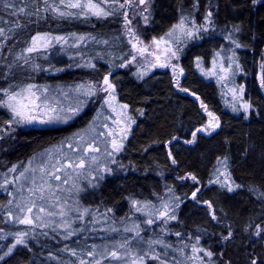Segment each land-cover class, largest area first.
<instances>
[{
	"label": "trees",
	"instance_id": "16d2710c",
	"mask_svg": "<svg viewBox=\"0 0 264 264\" xmlns=\"http://www.w3.org/2000/svg\"><path fill=\"white\" fill-rule=\"evenodd\" d=\"M18 1L21 6L14 5L23 8L24 14L9 16L0 0V28L4 29L0 41H6L0 55V88L11 85L17 90L36 84L50 90L77 89L89 83L97 91L102 78L108 76L115 96L127 105L132 125L121 142L122 150L108 157L95 182L79 181L67 196L72 200L69 226L58 231L38 223L35 234L25 237L26 246L17 245L5 255L20 228L17 218L8 215L9 194L2 189L1 170L14 166L15 175L36 152L70 139L93 109L88 103L72 121L60 125L24 126L9 124L12 113L0 107V264H73L78 256H86L89 245L96 246L98 254L114 248V241L126 245L122 250L131 251L140 264H252L254 260L264 264V231L257 235L264 229V88L260 86L264 78V0L255 4L252 0H151L143 30L146 41L169 38L166 34L181 16L189 26L192 21L200 26L212 12L208 31L198 34L201 38L179 37L184 41L178 57L183 73L178 72L177 80L168 70L140 75L119 68L132 52L121 32L118 4L109 5L112 10L102 5L114 13L107 17L65 18L52 8L80 10L67 9L60 0H47V4L45 0ZM45 33L64 37L65 42L53 40L47 49L25 53L28 40ZM171 42L178 45L175 39ZM216 58L225 69L231 65L230 70L220 69V76L209 78L201 75L198 64L209 69ZM241 86L245 102L251 105L247 112L225 97L227 87ZM209 113L219 127L197 132ZM194 132L195 141L187 143ZM8 135L15 140L10 142ZM224 182L234 191L222 187ZM164 196L171 197L170 216L175 214L176 219H156L146 208L139 216L133 212V201L149 203L150 210ZM82 212L106 215L115 229L126 222L131 231H87ZM130 214L133 219L128 218ZM147 218L153 223L148 224ZM70 232L74 234L68 236ZM229 233L230 239H223ZM193 246L204 251L194 253ZM208 251L211 257L205 255Z\"/></svg>",
	"mask_w": 264,
	"mask_h": 264
},
{
	"label": "rangeland",
	"instance_id": "374dc122",
	"mask_svg": "<svg viewBox=\"0 0 264 264\" xmlns=\"http://www.w3.org/2000/svg\"><path fill=\"white\" fill-rule=\"evenodd\" d=\"M4 2L6 3L8 0H4ZM11 2L17 7H20L22 4L18 0H11ZM123 2L124 0L122 3ZM104 5L110 8L109 5L113 4L108 3ZM147 6L148 5H141L137 7L136 5H133L129 7L126 5L125 8H120L117 10L121 11V32L123 33L125 41L129 44L132 52L129 58L121 63L125 66H119V68L125 71H132L140 75L148 73L152 70H168L173 78L177 80L179 74V48L184 44V41L177 43L178 45H175L171 42L173 38H167L170 40V43L167 45L161 44L159 49H157L156 46L152 44V41L153 39L159 40L160 38H152L146 41L143 38V30L148 22L145 23L139 13L142 12L143 8ZM125 11L128 13V19L132 21L130 26L126 25L124 18ZM4 13L11 16V10H8V8L5 9ZM144 15L148 16V12H145ZM128 27H131L135 34L139 37V40L142 41V44H138L137 46L148 48V52L145 53L144 56H141L135 49H133L132 43L129 42L132 40V36L128 32ZM176 35H178V33ZM32 37L28 40L26 49L31 46ZM115 41L119 43L117 37L115 38ZM60 42L64 43L65 40ZM54 43L55 41L52 40L50 46ZM5 45L6 41L1 40L0 55H3L2 52ZM166 47H169L172 49V51L177 52V55L172 57L171 53L165 54L163 49ZM47 48L40 47L37 51ZM26 49L25 53H28ZM149 53L154 54L150 55ZM157 55L160 56L159 61H157L155 58ZM133 56L136 57L135 60L132 59ZM129 61H131V63H129ZM160 63H168L169 66L159 67L158 65ZM171 65H177L178 67L174 71ZM220 69L221 65L218 58L212 61L209 69H205L200 64H198V70L200 74L206 78H209L212 75L220 76ZM223 75L224 74H222L221 77H223ZM103 78L99 83L96 94L89 96H84L82 94L83 90L77 91V89L70 87H58L57 89L55 88L50 90L45 85L33 84L39 88L37 95L41 96L42 98L43 96H47L50 103L54 107H62L65 109V112L60 113L61 115L72 116V113L68 112L67 109L75 108L78 106V104L81 109L77 114L79 115L80 112L84 110L86 104L88 105V103L92 104L90 106V110L93 109V112L90 113L89 118L83 124L82 128L70 139L56 145H51L36 152L27 160L26 164L21 168V170L15 173V175L12 174L14 166L1 170V176H3L1 184L3 186L2 189L7 194H9V200L6 204L9 217H19L20 219L27 217L32 220L31 224H23L19 223L16 219L18 228H20L18 233H27L26 237L32 236L37 230L35 226L36 224L38 225V223H43L44 225L50 226L52 229H56L58 231H64V229L69 226L67 220H69L68 215L71 213L72 209V207L69 206V203L72 200L68 201L67 196H70L72 190L78 186L77 183L79 181H85L84 183H86V185L95 182L99 176L98 173L100 170H103L99 168H101L102 165L109 160L108 157L111 158L116 152L113 151L112 141L116 140L117 143H121L124 137L128 134L132 125V121L128 115L127 108L122 107L124 104L115 96L114 91L109 94V92L101 90L106 87L103 84ZM232 89L237 90L235 97L231 91ZM12 90L16 91L14 89ZM35 90L36 89H34V91ZM238 90L239 88L227 87L225 89V97L227 98V101L229 100V102H234L236 104L239 103L243 107V105L246 103L244 91L241 94ZM112 97H114V99ZM0 98H4L3 93H0ZM106 100L109 101V103H105ZM77 115L72 116L68 122L72 121ZM41 118L47 119V116L45 115ZM210 121H212V123H218L216 118L213 120V116H209V114H207V121L202 128L206 130L203 132L212 131L211 128H208ZM60 124L64 123L55 122L41 124L34 122L30 125L53 126ZM30 125L24 124V126ZM109 133H111V135ZM8 138L10 139V142L15 140V138H11L10 135H8ZM89 145H91V148H89ZM92 149L96 150L93 151ZM109 153H111V155H109ZM81 160L84 161L83 166H81ZM94 168L98 169V171H94ZM21 173H23V175H21ZM57 177L59 178L57 179ZM170 200V196H164V198H162L158 203L153 204V207L150 210L148 207L150 205L149 203H140L139 201H135L137 203L134 204L133 201V212L139 216L140 214L137 213L142 212L144 208H146L147 211H153L152 213H155L154 216L156 219H160L162 218L160 213L165 211L164 205L167 204V211L168 215L170 216ZM29 208H31V212L28 211ZM137 208H140L141 211H137ZM41 209H43V211H41ZM80 215H83L81 222L87 231L95 232L96 230L105 229L107 231H116L122 234H128L130 232L126 231V229H128L125 225L126 222H122V226H120L118 229H115V226L112 224L109 225L105 219L106 215H103L102 213L97 212L93 215H86L82 212ZM128 218L133 219L134 215L130 214ZM123 220L124 219L121 221ZM148 220L149 219L147 218L146 222ZM94 247L96 246L89 245L86 253H84L86 256H78L77 262L72 263L80 264V261L83 260L85 261V264H95V261L99 260L100 264H132L133 260L137 261L136 257L131 251L126 252L125 250H122L123 247H121V244L117 243L116 241H114V248H111L108 251L103 249L99 251L98 254L95 251V255H89V253L93 251ZM112 251L117 252L120 258L113 259L110 255ZM63 264H66V262L64 261ZM137 264H140V262L137 261Z\"/></svg>",
	"mask_w": 264,
	"mask_h": 264
},
{
	"label": "snow or ice",
	"instance_id": "6c2138e0",
	"mask_svg": "<svg viewBox=\"0 0 264 264\" xmlns=\"http://www.w3.org/2000/svg\"><path fill=\"white\" fill-rule=\"evenodd\" d=\"M252 2L255 4L258 2V0H252ZM108 3H112V4H118L119 8L123 9L125 8L126 5H128L129 7L136 5L137 7L141 6V5H150L151 0H124L123 3H120L119 0H60V4L64 5L67 9H79V13H74L71 11H62L60 10V8L57 7H53L52 11L58 13V15L60 17H73V16H77V15H83L85 17H87L89 14H91L92 16H95L97 18H102V17H107L109 15H112V12L106 11L104 7H102L103 4H108ZM45 4H47V0H45ZM4 6L6 8H11V15H19V14H24V9L23 8H17L15 7V5L11 2V0H8V2H6L4 4ZM194 7H196V5H194ZM47 10V9H46ZM149 8L148 7H144L143 11L139 13V15L142 16L143 20L145 23L148 22L149 17L147 15H144L145 12H148ZM212 12L209 11L206 16L204 17L205 20V24L204 25H200L197 26L195 24V21L191 22V26H189L188 22H187V18L181 16L179 22L175 25H173L172 29L166 34L167 37L169 38H173L177 41V43H179V37H183L186 38L187 40H193V39H199L201 38L198 34L200 32H207L208 28L206 27V24H211L212 20ZM124 18H125V22L126 25H131L132 21L128 19V13L125 11L124 12ZM238 30V29H237ZM128 32L129 34L132 36V40H130L129 42L132 43V47L133 49H135L141 56H144L145 53L148 52V48L147 47H138V44H142V41L139 40V37L135 34L134 30L131 27H128ZM179 34L178 36L176 34ZM4 35V29L0 28V36ZM83 39V38H81ZM227 39L231 40L232 37L231 35H229L227 37ZM55 40L56 42H60L62 40H64V37H50L49 34L45 33V34H37L35 36L32 37V42H31V46L28 47L26 49V51L28 53H32L38 50V48L40 47H44L47 48L50 46L51 41ZM237 48L241 47L240 44L236 43V41H232ZM170 43L169 39H165V37H161L159 40L153 39L152 44H154L156 46L157 49L160 48L161 44L167 45ZM163 52L165 54L167 53H171L172 57H175L177 55V52L172 51L171 48L166 47L163 49ZM150 55L154 54V53H149ZM217 55H219V53H217ZM156 60L159 61L160 60V56L157 55ZM133 60L136 59L135 56L132 57ZM230 60H232V58H229ZM25 63H27V59H25ZM129 63H131V61H129ZM233 63H235V61L233 60ZM80 66H88V67H95V65H80ZM121 67H124V64L120 65ZM156 66V65H154ZM159 67H168L169 64L168 63H160L158 65ZM237 68H239V64L236 65ZM171 67L173 68V70L175 71L176 68L178 67L177 65H171ZM262 67H264V65H262ZM231 68V65H229L228 69L223 68V66H221V70L222 71H229ZM179 72L182 74L183 73V69H179ZM111 73H109L110 75ZM178 83V81H177ZM103 84L106 86L103 89H101L102 91L105 92H109V94H111L112 91H114V85L109 81V77L105 76L103 78ZM260 86L261 88H264V78H261L260 80ZM12 86L10 85L8 88H0V93H3V97L4 98H0V107H4L7 108L11 113H12V120L9 121L8 123H15L17 125H24V124H33L34 122H38L41 124H49V123H55V122H63V123H67L69 119L72 118V116H75L79 113L80 106L78 104L77 107L75 108H69L67 109L68 112L72 113V116H68V115H61L60 113L65 112V109L60 107H54L47 96H43V98L39 95H37V91H39V88L36 85L33 84H28L24 87H20L19 90L13 91L11 90ZM34 89H36L34 91ZM96 85L94 84H80L77 85V91L80 90H84L82 92V94L84 96H89V95H95L96 94ZM182 91H187V89H181ZM46 91V89H45ZM233 92V96H236L237 90L236 89H232L231 90ZM241 94L244 91L243 86H241L238 90ZM66 95V94H65ZM114 99V97H112ZM39 101V102H38ZM82 103V102H81ZM105 103H109V101H105ZM122 107L127 108V105H123ZM203 107V105H202ZM251 107L250 104L245 103L243 105V108L245 110V112L248 111V109ZM233 110L235 111L236 109L233 108ZM47 116V119H43L41 118L42 116ZM209 116H212V113H209ZM247 118V117H245ZM213 120H215V117H213ZM134 122V121H133ZM219 127L218 123H212V121L209 122L208 128H211L212 130H215V128ZM206 129H197V132H201V131H205ZM111 135V133H109ZM195 136L196 133H193V140L191 141H186L187 143H193L195 141ZM82 139V137H81ZM71 146V145H70ZM89 148H91V145H89ZM112 148L113 151L119 152L122 150L123 148V144L122 143H117L116 140L112 141ZM93 151H95L96 149H92ZM109 155H111V153H109ZM171 155V154H170ZM227 158H225L226 160ZM84 161L81 160V166H83ZM172 163L175 164L176 160L173 159ZM14 170V169H13ZM21 175H23V173H21ZM59 177H57L58 179ZM192 180H196L195 176H191ZM234 183V182H233ZM222 187H226L227 191L232 192L234 191L233 186H231L230 184H228L227 182H224L221 184ZM241 187L240 185H235V188H239ZM197 191H199V189H197ZM262 196H264V193L261 194ZM196 193H193V198H195ZM134 204L137 202H133ZM178 207V205H177ZM209 207H211V205H209ZM165 211L160 213L161 217H166L167 219H176L175 214L169 216L168 215V205L165 204L164 205ZM137 211H141L140 208L136 209ZM29 212H31V208L28 209ZM41 211H43V209H41ZM87 211V210H85ZM11 215V214H10ZM167 219H165V223H167ZM213 219H216L215 215H213ZM17 220L19 223H23V224H31L32 220L30 218L25 217L24 219H20L19 217H17ZM148 224H152L153 221L151 219H149L147 221ZM138 227V226H137ZM259 227V226H258ZM126 231H131V229H126ZM264 231V229H260L257 232V235H260V232ZM74 233L70 232L68 234V236L73 235ZM16 240L15 243L9 247L8 252L5 253V255H8L12 252V250L17 246V245H21L24 244L26 246V241H25V237L27 236V233H16ZM137 235H139V232H137ZM177 235H179L177 233ZM68 236H65V239L68 238ZM231 237V233L228 234V236L223 237V239L227 240L230 239ZM3 238V237H0ZM151 243V242H150ZM155 243H160L163 244V241H155ZM126 245H121V247H125ZM165 247H167V245H165ZM192 251L198 252V251H204L203 249H197L195 246H193ZM73 255H76L75 251L72 252ZM95 248L93 249L92 252L89 253V255H95ZM111 257L113 259H119V255L117 252L112 251L110 253ZM205 255L208 257H211L213 254L212 252L208 251L205 252ZM0 259H3V256H0ZM152 259H157L159 260V256H153ZM139 260L142 262L143 261V257H139ZM80 264H85V261L81 260ZM95 264H100V261L97 260L95 261ZM132 264H137L136 260H133ZM161 264H164V261H161ZM252 264H256V261L254 260L252 262Z\"/></svg>",
	"mask_w": 264,
	"mask_h": 264
}]
</instances>
